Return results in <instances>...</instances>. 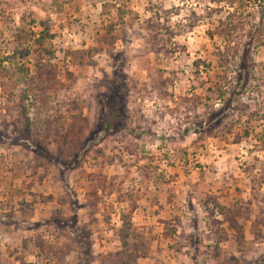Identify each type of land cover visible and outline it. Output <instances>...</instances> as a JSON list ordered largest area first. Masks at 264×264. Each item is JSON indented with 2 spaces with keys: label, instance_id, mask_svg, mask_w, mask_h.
<instances>
[{
  "label": "rangeland",
  "instance_id": "rangeland-1",
  "mask_svg": "<svg viewBox=\"0 0 264 264\" xmlns=\"http://www.w3.org/2000/svg\"><path fill=\"white\" fill-rule=\"evenodd\" d=\"M0 264H264V0H0Z\"/></svg>",
  "mask_w": 264,
  "mask_h": 264
}]
</instances>
